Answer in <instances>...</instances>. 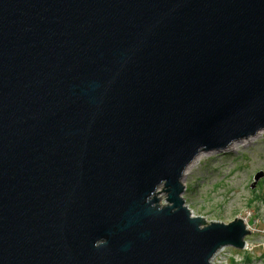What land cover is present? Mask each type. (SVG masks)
Here are the masks:
<instances>
[{
  "label": "water",
  "instance_id": "1",
  "mask_svg": "<svg viewBox=\"0 0 264 264\" xmlns=\"http://www.w3.org/2000/svg\"><path fill=\"white\" fill-rule=\"evenodd\" d=\"M263 130L264 0H0V264L245 250L184 180Z\"/></svg>",
  "mask_w": 264,
  "mask_h": 264
},
{
  "label": "rangeland",
  "instance_id": "2",
  "mask_svg": "<svg viewBox=\"0 0 264 264\" xmlns=\"http://www.w3.org/2000/svg\"><path fill=\"white\" fill-rule=\"evenodd\" d=\"M236 147V148H235ZM187 172L184 199L195 216L230 223L246 220L251 231L249 247H226L214 258L216 264H264V177L251 188L257 172H264V130L247 143L226 153H204ZM164 205L165 195H160Z\"/></svg>",
  "mask_w": 264,
  "mask_h": 264
},
{
  "label": "bare ground",
  "instance_id": "3",
  "mask_svg": "<svg viewBox=\"0 0 264 264\" xmlns=\"http://www.w3.org/2000/svg\"><path fill=\"white\" fill-rule=\"evenodd\" d=\"M246 143H247V142H246ZM236 144H238V143H235V144L231 147V150H232V148H233ZM235 148H236V147H235ZM246 222H247V221L245 220V223H246ZM219 253H220V252H219ZM219 253H218V254H219ZM218 254H217V255H218ZM217 255H216V256H217ZM216 256H215V257H216ZM215 257H214V258H215ZM213 264H216V262H214V259H213Z\"/></svg>",
  "mask_w": 264,
  "mask_h": 264
},
{
  "label": "built area",
  "instance_id": "4",
  "mask_svg": "<svg viewBox=\"0 0 264 264\" xmlns=\"http://www.w3.org/2000/svg\"><path fill=\"white\" fill-rule=\"evenodd\" d=\"M249 247V243H248V241L246 242V249Z\"/></svg>",
  "mask_w": 264,
  "mask_h": 264
}]
</instances>
